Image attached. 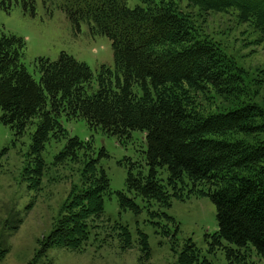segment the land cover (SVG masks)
I'll return each instance as SVG.
<instances>
[{
    "label": "trees",
    "instance_id": "1",
    "mask_svg": "<svg viewBox=\"0 0 264 264\" xmlns=\"http://www.w3.org/2000/svg\"><path fill=\"white\" fill-rule=\"evenodd\" d=\"M130 1L42 0L49 13L58 8L73 24L88 23L93 34L111 40L115 68L102 66L95 91L91 68L66 52L57 61L37 59V82L22 62L25 39L0 38V123L18 137L31 130L32 160L23 175L35 174L34 185H41L48 166L43 153L53 140H66L55 164L84 165L81 184L61 205L37 258L49 249L83 251L111 193L110 178L93 156V141L71 136L62 118L85 119L91 129L120 139L133 130L146 133L149 173L131 163L126 186L133 197L119 193L123 207L138 210V196L159 206L170 205L173 196H208L219 225L213 246L226 249L229 264H248L242 248L250 245L264 258V107L245 90L243 69L187 10L190 5L201 12L234 9L241 22L264 35V0ZM17 4L36 16L37 0H0L7 11ZM212 92L227 99L225 107L209 105ZM6 152L0 149V168ZM159 169H167L166 180ZM115 227L123 247L132 248L129 229ZM142 236L150 254L148 236ZM5 252L0 245V260ZM180 260L200 264L193 240Z\"/></svg>",
    "mask_w": 264,
    "mask_h": 264
},
{
    "label": "rangeland",
    "instance_id": "2",
    "mask_svg": "<svg viewBox=\"0 0 264 264\" xmlns=\"http://www.w3.org/2000/svg\"><path fill=\"white\" fill-rule=\"evenodd\" d=\"M135 2L131 0L130 4ZM187 10L199 21L203 31L218 41L243 69L245 90L253 101L264 107V35L253 25L241 22L234 9L201 12L190 5ZM3 34L25 39L27 46L22 62L37 82L41 80L37 59L57 61L61 52L91 68L92 91L98 88L102 66L115 68L112 42L107 36L93 34L88 23L73 24L58 8L49 13L42 0H37L35 17L19 4L10 11L0 8V38ZM208 98L212 108L227 104L226 98L213 92ZM62 122L71 136L93 141V156L100 158L99 164L110 178L111 193L105 197L104 218L100 227L93 230L83 251L49 249L37 258L61 205L73 186L81 184L84 165L73 161L55 164V157L66 140H53L43 153L48 166L44 168L41 185H34L35 174L31 173V178L23 175L26 161L32 160L29 156L31 130L18 137L8 125L0 123V149H7L0 168V245L6 250L0 264H182L181 253L190 239L199 249L200 264H229L226 249L213 246L219 225L216 206L208 196L192 194L183 199L173 196L171 204L165 206L155 201L149 204L138 196L135 198L138 210L121 205L119 193L133 197L126 186L131 163L146 175L149 173L145 132L133 130L130 136L120 139L101 129H91L85 119L62 118ZM103 149L105 154L101 155ZM159 173L164 180L169 176L167 169H159ZM116 223L131 232L132 248L123 247L124 237L120 236ZM143 234L148 236L150 254L143 244ZM242 249L247 253L248 264H264V258L254 247Z\"/></svg>",
    "mask_w": 264,
    "mask_h": 264
}]
</instances>
